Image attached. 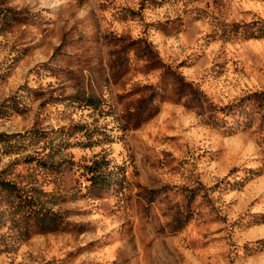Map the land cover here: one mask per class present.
<instances>
[{
  "label": "rangeland",
  "instance_id": "rangeland-1",
  "mask_svg": "<svg viewBox=\"0 0 264 264\" xmlns=\"http://www.w3.org/2000/svg\"><path fill=\"white\" fill-rule=\"evenodd\" d=\"M0 134V264H264V0H0Z\"/></svg>",
  "mask_w": 264,
  "mask_h": 264
},
{
  "label": "trees",
  "instance_id": "trees-1",
  "mask_svg": "<svg viewBox=\"0 0 264 264\" xmlns=\"http://www.w3.org/2000/svg\"><path fill=\"white\" fill-rule=\"evenodd\" d=\"M14 137H16V135L0 134V142L9 140V139L14 138ZM90 168H91L90 173H93L92 177L90 179L92 180V183H95V178H96L95 173H96L97 169L94 166H91ZM0 187L4 188L6 190V192L10 195L14 194V190H16V191L19 190V188L16 187L15 183H13L11 180L3 179L1 173H0ZM13 197L19 198L18 200H15V198H14V202H13V198L11 200L12 204L14 205V207L16 209H18L19 207H21L23 205L21 201H24V199L28 200V198H22V196H20L18 194H16ZM15 201H17V202L15 203ZM37 207H38V205H37ZM37 213H39V217H41V219L42 218L45 219V217H47V216L52 217L54 219L53 223H56V221H58V219H59L58 218L59 214L57 212H54L53 210H50V212H48V211H45L44 208L40 207L39 210H37Z\"/></svg>",
  "mask_w": 264,
  "mask_h": 264
}]
</instances>
